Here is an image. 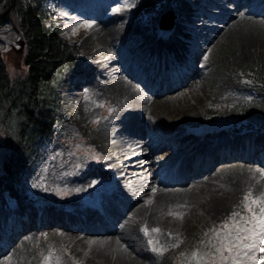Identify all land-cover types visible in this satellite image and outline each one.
I'll return each instance as SVG.
<instances>
[{"label":"bare ground","instance_id":"obj_1","mask_svg":"<svg viewBox=\"0 0 264 264\" xmlns=\"http://www.w3.org/2000/svg\"><path fill=\"white\" fill-rule=\"evenodd\" d=\"M177 9L168 27H152L155 36L139 23L121 26L99 19L92 26L84 40L92 61L65 75L64 82L73 89L87 86L114 103L93 136L108 157L109 176L119 184L88 208L60 209L55 202L35 207L37 200L32 207L17 187L10 193L0 188L5 198H0V264L10 262L11 256L20 262L41 231H50L57 244L89 248L93 264H139L131 258L139 262L150 257L137 243L143 226L154 227L169 217L180 224L190 219L205 225L229 212L248 188L260 190L263 130L228 127L223 132L210 126L204 130L209 134L186 132L187 118H199L198 111H171L168 102L194 89L193 79L201 78L207 67H198L197 61L215 44L226 46L231 59L242 52L264 54V0H184ZM207 31L210 37L204 44L212 45L203 52L193 39L204 38ZM228 90L226 83L211 100ZM164 93L167 97L160 96ZM178 114L174 119L165 116ZM155 155L170 158L160 163ZM94 175L96 171L84 168L80 180ZM52 258L61 257L53 252ZM257 263L264 264V258L259 256Z\"/></svg>","mask_w":264,"mask_h":264},{"label":"rangeland","instance_id":"obj_2","mask_svg":"<svg viewBox=\"0 0 264 264\" xmlns=\"http://www.w3.org/2000/svg\"><path fill=\"white\" fill-rule=\"evenodd\" d=\"M48 1L54 8V13L62 21L63 34L76 43L82 55L85 56V59L78 61L75 67L65 75L72 74L75 69L84 68L91 63L93 53L84 40L99 19L105 22L117 21L121 26L139 23L144 25L147 32L155 36L152 27L155 25L158 9L163 6L157 2L158 5L153 6V11L136 16L132 12L134 0ZM183 2L184 0H178L172 7L175 12L173 22L178 15L177 8H180ZM190 6L189 4V8ZM203 8H206L205 5ZM194 9L195 7L191 8L192 11ZM213 21L208 18V23H214ZM86 23L90 27H85ZM207 33V35L204 33V38L193 39L203 52L207 46L212 45V43L204 44V40L210 37V32L207 31ZM156 37L159 38V36ZM21 39L16 23H0V50L4 52L8 62L10 58H17L16 63L9 62V70L12 74L20 73L24 69L22 65L24 45L19 46ZM118 43L122 44L120 41ZM215 46L208 51L207 57L201 56L197 61L198 67L203 65L207 67L202 68L201 78L193 79L194 89L191 92L184 90L181 96L168 102L170 110L185 109L188 114L198 111L199 118H187L186 132L209 134L219 128L224 132V129L228 127H235V129L249 127L264 131V90L259 87L258 82L243 77L237 67L238 64L260 63L264 59V54L248 55L242 52L237 58L231 59L228 49H225L226 46L220 47L218 44ZM92 74L97 76L99 73ZM101 75L105 76L106 73L103 72ZM64 76L59 86V93L62 98V109L69 122L60 128L63 137L44 143L20 174L18 181H12L5 175L0 178V188L3 187L10 193L14 186L17 187L16 192L25 197L32 207L37 200L39 203L35 207H51V202H55L59 209L62 207L88 208L87 205L98 203L106 194H113L119 184L116 178L109 176L108 157L93 136L95 129L112 113L114 103L108 97H99L95 92L89 91L87 86L80 85L79 89H73V84L67 86ZM97 78H100V75ZM226 83L229 90L219 99L212 101V93ZM182 88L185 89V86ZM156 90L160 88L156 87ZM238 90H240L239 94L236 93ZM167 94L160 96L167 97ZM205 104L208 105L203 112ZM193 106L195 109H192ZM165 116L168 119H174L179 117V114L173 118L169 115ZM210 126L212 131L204 132L205 128ZM153 158L162 163L170 156L155 155ZM156 167L157 165L152 171ZM84 168L96 171L95 177H88L85 181H81L80 177ZM263 177L264 175H262L264 180ZM212 182L219 183L217 180ZM248 194H251L250 200L245 201L244 197ZM262 196H264V182L261 183L259 191L248 188L239 194L234 207L229 212L205 225L190 219L180 224L176 218L169 217L168 220L156 223L154 227L143 226L137 243L143 253L147 252L150 257L138 262L134 256L131 261H137L139 264H234V261L235 264H251L253 251L256 261L259 256L262 259L264 244L259 243L262 238L259 230L255 237L257 244L255 250L233 247L231 251L226 250L222 254L216 251L221 246V242L226 244L229 240L235 241L238 234L249 235L244 233L243 229L253 226L251 222L253 213L245 205H250L259 216L260 205L252 204L251 200ZM0 198L5 201L1 191ZM234 213L237 215L234 216ZM154 228L159 231H151ZM144 229H147V234ZM162 240L165 241L164 244ZM85 241L89 242V238H85ZM149 241L152 243L150 244ZM251 242L242 240L238 244ZM27 247L20 262L11 256L12 260L10 262L6 260L5 264H93L89 248L57 244L50 231L37 233L35 240ZM154 248L157 251H153ZM53 252L60 255V260L55 261L52 258Z\"/></svg>","mask_w":264,"mask_h":264},{"label":"trees","instance_id":"obj_3","mask_svg":"<svg viewBox=\"0 0 264 264\" xmlns=\"http://www.w3.org/2000/svg\"><path fill=\"white\" fill-rule=\"evenodd\" d=\"M178 0H135L134 14L161 10ZM48 0H0V23L13 22L23 40L24 69L12 74L0 50V177L18 181L42 145L62 138L68 124L59 85L66 71L84 59L80 48L63 33L62 21ZM158 11L157 16L162 12ZM242 76L264 89V59L238 64Z\"/></svg>","mask_w":264,"mask_h":264},{"label":"snow or ice","instance_id":"obj_4","mask_svg":"<svg viewBox=\"0 0 264 264\" xmlns=\"http://www.w3.org/2000/svg\"><path fill=\"white\" fill-rule=\"evenodd\" d=\"M84 26L90 27V25L87 23ZM257 171H260V170H257ZM262 175H264V173H262ZM250 197H251V194H248L244 197V200L249 201ZM251 203L260 205V214L259 216H257V214L253 211L250 205L248 204L245 205L248 208V210L253 213L251 217V222L253 226L250 228L243 229V232L248 233L249 235H239L238 234L235 238V241L229 240L228 243L226 244L224 242H221V246L216 249L217 253L222 254L226 250L231 251L233 247H244L246 249L255 250V248L257 247L255 237L257 236L258 230L260 231L261 236H262V238L259 240V243L264 244V196L258 197L256 199H252ZM233 215L235 216L237 214L234 213ZM144 231H145V234H147V229H144ZM151 231L157 232L159 231V229L154 228ZM242 240H247V241H252V242L243 244V245L238 244V242ZM149 243L151 244L152 241H149ZM153 251H157V249L154 248ZM234 264H235V261H234ZM251 264H257V261L255 260L254 251L251 256Z\"/></svg>","mask_w":264,"mask_h":264},{"label":"water","instance_id":"obj_5","mask_svg":"<svg viewBox=\"0 0 264 264\" xmlns=\"http://www.w3.org/2000/svg\"><path fill=\"white\" fill-rule=\"evenodd\" d=\"M173 17V13L171 12V10H168L167 12H164L161 17H160V25L164 26V22L167 20L168 22H171ZM22 45V43H21Z\"/></svg>","mask_w":264,"mask_h":264}]
</instances>
